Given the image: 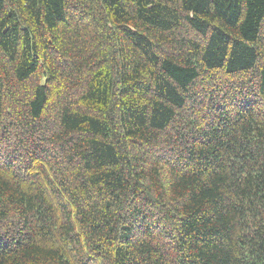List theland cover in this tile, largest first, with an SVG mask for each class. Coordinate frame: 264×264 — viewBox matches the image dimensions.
I'll list each match as a JSON object with an SVG mask.
<instances>
[{"label":"trees","instance_id":"trees-1","mask_svg":"<svg viewBox=\"0 0 264 264\" xmlns=\"http://www.w3.org/2000/svg\"><path fill=\"white\" fill-rule=\"evenodd\" d=\"M0 264H264V0H0Z\"/></svg>","mask_w":264,"mask_h":264}]
</instances>
